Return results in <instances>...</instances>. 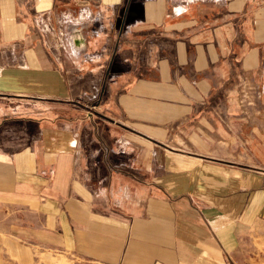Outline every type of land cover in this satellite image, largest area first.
<instances>
[{
  "label": "crops",
  "instance_id": "obj_1",
  "mask_svg": "<svg viewBox=\"0 0 264 264\" xmlns=\"http://www.w3.org/2000/svg\"><path fill=\"white\" fill-rule=\"evenodd\" d=\"M180 1L0 0V243L76 264H264V0ZM79 6L92 21L58 58L35 18ZM243 97L248 157L218 133L216 102Z\"/></svg>",
  "mask_w": 264,
  "mask_h": 264
},
{
  "label": "rangeland",
  "instance_id": "obj_2",
  "mask_svg": "<svg viewBox=\"0 0 264 264\" xmlns=\"http://www.w3.org/2000/svg\"><path fill=\"white\" fill-rule=\"evenodd\" d=\"M189 1V0H188ZM196 1V0H195ZM209 1V0H208ZM184 7L188 6L187 0L184 2H179V5L177 4L178 9H181L180 5L182 4ZM244 87V90L247 92L252 88L251 85L244 84L240 86V88ZM254 92L257 91L255 87L252 88ZM252 100L248 98H241L238 99V101L233 100H221L217 101L216 104H219V108H221L222 113V131L218 132L221 136L220 140L222 141V145L225 146V148L230 152L231 150H234V147H239V152L242 156L248 157L251 155L250 149L246 147L250 143V138L252 136V132L250 130L240 132V130H235L234 123L238 122L239 124L245 119L249 120L251 118L250 115H248L246 118L243 117L242 119L235 118V109L237 107L242 108L244 110L249 109L251 106ZM218 108V109H219ZM229 109L228 112H223V110ZM183 120V117L179 116V121ZM201 124V123H200ZM198 123V127L195 128L196 133L195 137L197 138L199 134L205 135V130L203 125H200ZM216 133H211V138H216ZM175 134V133H174ZM186 136V131L183 130L182 132H179L178 135H175V140H178L179 142H183V138ZM134 144H131V150L137 149V146L140 144H146L144 140H142L139 137L135 138ZM148 143V142H147ZM150 145V146H149ZM147 146L149 148L148 154L152 153V146L149 143ZM119 148H122V143L119 142L118 144ZM39 198H36L35 202V217H34V223L35 225H43L44 223H48L47 215L50 213L51 210H44L47 208V206L42 205L41 197L42 193H40ZM16 209H18L19 217L21 219L26 220V211L22 210V206L17 205ZM30 211H29V220H30ZM2 239H4L3 243H0V264H76L75 257L71 253H67L65 251H62L60 248L51 247L47 244H33V243H24L18 242L17 240L8 238V236H1Z\"/></svg>",
  "mask_w": 264,
  "mask_h": 264
},
{
  "label": "built area",
  "instance_id": "obj_3",
  "mask_svg": "<svg viewBox=\"0 0 264 264\" xmlns=\"http://www.w3.org/2000/svg\"><path fill=\"white\" fill-rule=\"evenodd\" d=\"M92 17L93 13L88 6H79L65 11L59 18L49 14L38 15L35 25L42 31L46 45L59 58L68 47L70 39L78 32V27L91 22Z\"/></svg>",
  "mask_w": 264,
  "mask_h": 264
}]
</instances>
